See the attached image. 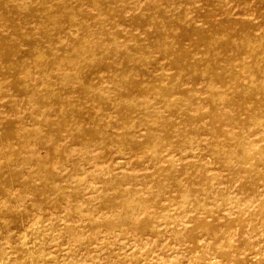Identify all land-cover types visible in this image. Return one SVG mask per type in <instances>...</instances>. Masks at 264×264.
<instances>
[{
	"label": "rangeland",
	"instance_id": "rangeland-1",
	"mask_svg": "<svg viewBox=\"0 0 264 264\" xmlns=\"http://www.w3.org/2000/svg\"><path fill=\"white\" fill-rule=\"evenodd\" d=\"M220 25L210 38L239 47L242 82L261 85L264 47L244 39L264 36V0H0V264H264V110L210 117L183 94L208 97L206 80L162 51L207 73L208 37L185 29ZM78 125L115 139L82 146Z\"/></svg>",
	"mask_w": 264,
	"mask_h": 264
},
{
	"label": "bare ground",
	"instance_id": "bare-ground-1",
	"mask_svg": "<svg viewBox=\"0 0 264 264\" xmlns=\"http://www.w3.org/2000/svg\"><path fill=\"white\" fill-rule=\"evenodd\" d=\"M227 24L229 27H231V29H235L236 25H237V23H235V22H230V23L228 22ZM223 27H224L223 25L216 26V27L214 26L213 30L211 32H200L199 30H197L195 28H191V26L185 29V33H186L185 35L186 36H200V38L201 37H208V40L206 42L209 45L208 50L212 51V53H213V56L210 58V61L213 64V66H212L211 70L207 73H204V74L198 73L197 74L196 67L192 63L193 59L189 58V56L185 54V51L183 53L182 48H180V47L164 48L162 51L164 53V56H166V57H168L172 54L177 55V60L175 62V65H176L178 74L180 76H182V77L186 76L187 73L189 72L190 73V76H189L190 80L197 82V84H198L199 80H202V81L206 80L207 85L201 91L204 93L206 90H208L210 93H209V96L204 98V99L200 100V99L196 98L195 90L183 91V94L186 97H189L191 100H193V106H196V107H198V109H200L202 107L200 105L203 102H205L206 104L208 103V105H210V108H211V110H210L211 114L209 115L210 117L212 115V118H214L216 120H219L221 118V120H223L225 122H232L234 120H232L225 113V109L227 107L235 106L239 110H247V108L244 106V104L249 103L250 105H253V106H250L251 108L261 107L264 110V80L262 81L261 85H259L258 82H256V81H250L248 84H244L242 82V79H246L245 74H246V70H247L248 66L242 61V59H240L241 57L238 56L239 52H240V48L236 47L235 45L232 46L231 51H234L235 53L230 55L229 54V51H230L229 46H231L230 42L222 40V39L210 38L211 34L219 33L220 29H222ZM244 41H245L246 45H248L249 47H252L253 49H261L264 47V36H255L254 34L247 33L245 35ZM80 56H81V53L78 52L76 57L78 58ZM220 58H224V61L227 64L224 68H221L218 66ZM195 61L199 62V61H205V60L203 59V60H195ZM235 62H238V64L237 65L234 64ZM231 63H233V64L231 65ZM254 64H255V66H259V67L262 66L263 67V68L260 67L261 68L260 76H262L264 79V57L263 56H257ZM190 67H191V70H190ZM133 86L137 87L138 85L134 84ZM86 87L91 88L89 83ZM160 92L163 95L164 101H166L169 98V95H167L168 91H158V93H160ZM257 95L262 96L260 101H258ZM48 96L52 97L54 100H57L58 104L65 102L64 98L60 97V95L52 92L51 90H48ZM204 104H202V105H204ZM73 108H74L73 106H70L67 109L68 113L73 114L74 113V111L72 110ZM117 112H118L119 116L122 117L123 120L128 121L129 119H131V116L129 113H126L123 110H118ZM254 114H256V113H254ZM251 117H254V115L253 116L251 115ZM150 118H151V115L149 114L148 109H145L144 111H142V114H139V117H137L140 125H142V124L147 125ZM257 118H258V116H257ZM199 119L200 118H198L197 121ZM254 120H256V119H254ZM258 120H259V122H257ZM250 121L253 122V119H250ZM92 122L96 123V125H97V121L95 119H92ZM246 122H247V120H246ZM253 123H255V125L256 124L259 125L261 123V121H260V119H257ZM249 125L251 126V123ZM249 125H248V127H249ZM72 133L74 135V139L77 142H79L82 146H86L88 148H90L93 145L100 147L101 145L105 144L106 141L111 142L112 140L115 139V135L112 133H106L102 129L101 130L96 129L95 131H87L81 125H78L77 127L73 128ZM135 135H136V133L134 134V132L129 133V136H130L129 142L131 144H134ZM229 138L232 139L230 136H229ZM237 144L238 143H236V145ZM184 149H186V148H184ZM249 151H251V150H249ZM233 153L231 152V154H233ZM227 155H228V153H227ZM163 156H165V155H162V157ZM218 156H220V155H218ZM231 156H233V155H231ZM241 156H240V158H241ZM233 157H235V156H233ZM223 160H224V158H223ZM260 187H261V185H260ZM260 202H261V200H260ZM127 203L128 204H126V208H125L126 211H125V215H124V221L122 224L124 226H128L127 224L132 223L131 216L135 215L136 214L135 212L143 210L146 206V203L143 202L142 200L136 202L135 208H133L131 206V204H129L130 202H127ZM201 204L202 203L198 202L197 207H200ZM227 204H228V202H227ZM225 210H228V209H225ZM131 226H132V224H131ZM144 228L145 227H140L139 231L143 230Z\"/></svg>",
	"mask_w": 264,
	"mask_h": 264
}]
</instances>
